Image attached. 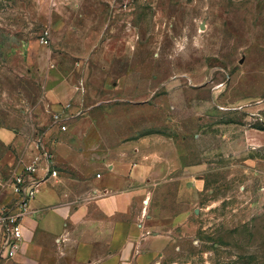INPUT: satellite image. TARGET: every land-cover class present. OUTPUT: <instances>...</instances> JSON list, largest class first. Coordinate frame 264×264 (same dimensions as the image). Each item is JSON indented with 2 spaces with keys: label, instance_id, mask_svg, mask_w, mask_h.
<instances>
[{
  "label": "rangeland",
  "instance_id": "rangeland-1",
  "mask_svg": "<svg viewBox=\"0 0 264 264\" xmlns=\"http://www.w3.org/2000/svg\"><path fill=\"white\" fill-rule=\"evenodd\" d=\"M0 129L153 153L181 226L147 264H264V0H0Z\"/></svg>",
  "mask_w": 264,
  "mask_h": 264
},
{
  "label": "crops",
  "instance_id": "crops-1",
  "mask_svg": "<svg viewBox=\"0 0 264 264\" xmlns=\"http://www.w3.org/2000/svg\"><path fill=\"white\" fill-rule=\"evenodd\" d=\"M48 133L41 137L56 174L30 202L18 252L0 264H147L163 255L170 226H181V202L179 191L170 202L169 189L158 187L153 153L136 158L127 151L139 150V143L125 141L117 147L127 151L111 158L97 145L58 141ZM0 138L19 153L3 174L37 153L35 140L15 131L0 129ZM10 198L0 195V203Z\"/></svg>",
  "mask_w": 264,
  "mask_h": 264
},
{
  "label": "built area",
  "instance_id": "built-area-1",
  "mask_svg": "<svg viewBox=\"0 0 264 264\" xmlns=\"http://www.w3.org/2000/svg\"><path fill=\"white\" fill-rule=\"evenodd\" d=\"M36 148L30 162L0 173V195H11L10 200L0 203V259L12 258L18 252L23 237L22 220L30 212V202L41 183L56 174L50 166V153L40 139Z\"/></svg>",
  "mask_w": 264,
  "mask_h": 264
},
{
  "label": "clouds",
  "instance_id": "clouds-1",
  "mask_svg": "<svg viewBox=\"0 0 264 264\" xmlns=\"http://www.w3.org/2000/svg\"><path fill=\"white\" fill-rule=\"evenodd\" d=\"M185 47H186L185 43L182 42V40L178 39L175 42L176 54L179 55V54L183 53L185 51Z\"/></svg>",
  "mask_w": 264,
  "mask_h": 264
},
{
  "label": "water",
  "instance_id": "water-1",
  "mask_svg": "<svg viewBox=\"0 0 264 264\" xmlns=\"http://www.w3.org/2000/svg\"><path fill=\"white\" fill-rule=\"evenodd\" d=\"M200 27L203 28V25H201Z\"/></svg>",
  "mask_w": 264,
  "mask_h": 264
}]
</instances>
